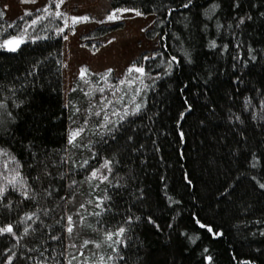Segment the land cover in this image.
<instances>
[{"label":"trees","instance_id":"16d2710c","mask_svg":"<svg viewBox=\"0 0 264 264\" xmlns=\"http://www.w3.org/2000/svg\"><path fill=\"white\" fill-rule=\"evenodd\" d=\"M67 1L0 4V264H264V0H112L160 47L65 94Z\"/></svg>","mask_w":264,"mask_h":264},{"label":"rangeland","instance_id":"374dc122","mask_svg":"<svg viewBox=\"0 0 264 264\" xmlns=\"http://www.w3.org/2000/svg\"><path fill=\"white\" fill-rule=\"evenodd\" d=\"M47 0H0L8 20L33 12L45 5ZM112 0H68L62 9L72 15H89L94 21L77 25L76 31L67 36L63 49V85L67 94L74 80L87 66L93 72L113 70L117 76H122L127 69H143L144 60L153 56L160 47L158 38L149 39L147 32L152 29L155 16H140L126 11L121 14V28L112 30L107 35L97 39H87L86 36L101 26L107 14L112 10ZM117 22L105 23L115 26ZM101 42L98 51H92L86 42ZM142 58V62L136 63ZM139 72V71H138Z\"/></svg>","mask_w":264,"mask_h":264},{"label":"snow or ice","instance_id":"6c2138e0","mask_svg":"<svg viewBox=\"0 0 264 264\" xmlns=\"http://www.w3.org/2000/svg\"><path fill=\"white\" fill-rule=\"evenodd\" d=\"M63 2V0H61V3ZM59 5H57V7H58ZM28 13H26V15H27ZM137 15H139V13H137ZM117 17L115 16V15H110L109 17H108V19L109 20H112V19H116ZM72 19V23L73 24H75V23H77V22H80V21H87L88 19H89V17H87V16H84V17H72L71 18ZM33 23H35V21H33ZM11 43H13V41H6V44H11ZM15 43H19V41H15ZM14 50V49H13ZM133 69H129V71H132ZM135 71H139V72H143V69H140V68H137V69H134ZM84 71L85 70H83L82 69V75H83V73H84ZM111 70H109V72H110ZM78 133H74L73 135L75 136V135H77ZM95 175V174H94ZM121 231H123V229H121ZM0 232H12V226L11 225H9L8 227H6V228H2V227H0Z\"/></svg>","mask_w":264,"mask_h":264},{"label":"water","instance_id":"95a60500","mask_svg":"<svg viewBox=\"0 0 264 264\" xmlns=\"http://www.w3.org/2000/svg\"><path fill=\"white\" fill-rule=\"evenodd\" d=\"M17 43H15V41L13 43L10 44V47H14L16 46Z\"/></svg>","mask_w":264,"mask_h":264}]
</instances>
